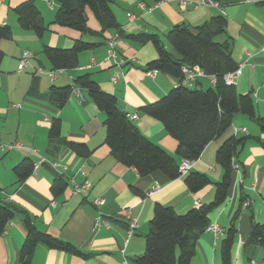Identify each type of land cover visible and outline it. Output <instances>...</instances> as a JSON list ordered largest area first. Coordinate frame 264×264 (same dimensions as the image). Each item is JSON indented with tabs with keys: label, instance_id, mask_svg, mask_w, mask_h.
I'll list each match as a JSON object with an SVG mask.
<instances>
[{
	"label": "crops",
	"instance_id": "crops-1",
	"mask_svg": "<svg viewBox=\"0 0 264 264\" xmlns=\"http://www.w3.org/2000/svg\"><path fill=\"white\" fill-rule=\"evenodd\" d=\"M23 1L0 0V25L7 24L12 29L11 38L0 42L4 52L0 64V144H15L0 151V200L16 208L0 236V264H20L18 255L25 237L23 219L26 216L37 229L70 242L83 254L74 255L38 244L29 264H136L134 259L144 251L145 234L156 202L182 214L194 207L195 200L203 204L213 199V183L219 181L223 173L215 161V152L220 143L232 135H248L249 138L235 158L237 168H233L227 200L209 214V221L215 222L221 232L217 236L207 231L200 235L190 264H220L219 241L239 206L241 194L250 199L251 207L238 218L232 264H247L249 259L264 261V249L258 246L247 254L242 251L250 232L249 213L252 212L255 221L264 222V152L256 139L264 142V133L254 120L235 114L230 127L205 146L189 171L205 174L212 183L194 193L186 187L183 176L170 180L158 170L139 176L133 167L118 162L104 141V113L83 90H74L61 108L48 99L52 85H72L76 76L88 73L102 90L117 97L129 117L132 113L137 115L130 119L143 136L180 164L182 159L176 154V140L160 121L140 110L165 95L178 81L163 72L146 69V64L158 55L153 43L130 42L123 35H156L165 49L178 57L165 37L172 26L195 27L222 15L226 19L231 55L241 69L235 88L241 94L251 92L256 115L264 116V2L220 0L219 5L214 6L206 0H185L184 5L170 0L152 7L153 0H110L123 33L115 44L117 60L114 61L107 59L106 40L116 31L102 32L89 9L86 10L87 26L101 32L100 35H83L53 23L57 5L51 0H34L47 25L39 38L18 25L14 8ZM78 39L95 46L79 53L77 68L52 70L41 53L42 45L69 48ZM24 51L29 52V56L25 67L18 70ZM120 60L121 63L116 64ZM112 76L116 77L114 82L110 80ZM211 86L210 78L202 76L189 87L205 90ZM54 118L60 121V132L50 136ZM240 128H245V132ZM69 141L86 145L89 155L74 152L67 144ZM23 158H29L34 169L19 182L13 168ZM56 176L66 181V187L58 195L50 190ZM85 181L89 182V188L76 193L75 186ZM153 185H158L159 189L147 196L146 191ZM96 217L102 221L97 228L94 226ZM130 219H135L136 228L123 254L121 249Z\"/></svg>",
	"mask_w": 264,
	"mask_h": 264
},
{
	"label": "trees",
	"instance_id": "trees-1",
	"mask_svg": "<svg viewBox=\"0 0 264 264\" xmlns=\"http://www.w3.org/2000/svg\"><path fill=\"white\" fill-rule=\"evenodd\" d=\"M51 1L57 5L53 19V23L57 25L76 30L83 35H100L101 32H95L87 26L86 10L89 9L99 22L102 32L114 29L118 38L123 35L111 9L110 0ZM155 1L157 0H153ZM213 1L220 3V0ZM14 12L21 29L31 30L37 37H42L47 25L34 0L19 3ZM225 27L226 19L222 15L214 16L195 27L186 24L172 26L165 37L178 57L169 53L156 35L148 33L123 35L130 42L153 43L158 55L146 64V69L163 72L178 81V84L165 95L142 106L140 110L162 123L166 132L176 140V154L182 160L198 159L205 146L230 127L237 113L254 120L264 133V116L256 115L252 93H238L234 84H227L224 80L226 73L238 68L231 55ZM11 36V27L7 24L0 25V42L10 39ZM93 46L95 44L78 39L69 48L42 45L41 52L52 70H71L78 67L79 53ZM3 56L4 52L0 48V64ZM195 66L213 78L211 87L202 90L182 84L186 76L182 67ZM75 89L83 90L87 98L104 113V141L110 154L118 162L133 167L139 176H146L157 170L170 180L183 176L186 187L194 193L212 183L208 176L196 171H188L182 175L176 159L143 136L129 114L120 107L117 97L102 90L90 74L76 76L72 85H52L48 91V99L57 108H61ZM59 132L60 121L54 118L49 129L50 136H56ZM248 138V135L242 137L232 135L225 138L217 147L215 161L223 173L221 179L213 183L214 195L210 202L199 203L182 214L170 206L157 202L154 204L148 223L149 229L145 234L144 251L134 259L136 264H190L196 252V242L210 223L209 214L227 200L233 162ZM256 139L264 152V142L258 137ZM67 144L79 155L88 156L90 153L84 144L70 141ZM33 169V162L29 158H23L14 166L13 172L17 181L21 182ZM65 187V179L56 176L50 190L52 194L58 195ZM136 193L140 194L139 191ZM245 199L248 197L241 194L239 206L233 213L229 226L223 230L219 241L220 264H232V248L238 235L237 221L241 212L251 207L250 205L242 208ZM15 211L13 205L0 200V236L14 217ZM249 225L250 232L242 246V251L246 254L256 246L264 249V222L255 221L250 212ZM23 226L25 237L18 255L20 264H29L38 244L74 255H83L70 242L37 229L27 216L23 219Z\"/></svg>",
	"mask_w": 264,
	"mask_h": 264
},
{
	"label": "built area",
	"instance_id": "built-area-1",
	"mask_svg": "<svg viewBox=\"0 0 264 264\" xmlns=\"http://www.w3.org/2000/svg\"><path fill=\"white\" fill-rule=\"evenodd\" d=\"M165 1H170V0H157V1H155L153 3L152 7H155V6L161 4L162 2H165ZM177 1L181 5H184V3H185V0H177ZM241 1H243L245 3H250V4L264 2V0H241ZM206 2L208 4L214 5V6L219 5L218 2L213 1V0H206ZM50 5H51V3H50ZM117 39H118V34L115 33L112 37H110V38H108L106 40V44H107V59H113L114 61L117 60V53H116V50H115V44H116ZM28 56H29V52L24 51L22 53V56H21V58H20V60L18 62V65H17V69L18 70H21V69H23L25 67L26 59H27ZM120 63H121V60L116 62V64H120ZM182 70L186 74L185 78L182 80V84L187 85V86H191L197 77L207 76L197 66H195L193 68L182 67ZM240 73H241L240 67L236 68L232 72L226 73L224 75L225 82L227 84H234L235 79L237 78V76ZM51 77H53L52 73H51ZM207 77H209L210 80L213 81V78L211 76H207ZM110 80L112 82H114L116 80V77L112 76L110 78ZM75 90L77 91L78 89H75ZM136 117H137V115L135 113H132L130 115L131 119H135ZM240 130L245 132V128H240ZM14 146H15V144H0V151L8 150V149H10V148H12ZM192 162L193 161H189V160H186V159L182 160L181 163L179 164V168H178L179 172L182 175L186 174L191 169ZM233 168H237V164L235 162H233ZM89 186H90L89 182L85 181L84 183H82L80 185H76L74 190H75L76 193L84 192V191H86L89 188ZM158 189H159L158 185H153L150 189H148L146 191V195L150 196L153 193H155ZM96 203L100 204V203H102V201L101 200H96ZM199 203H200L199 200H195L194 201V206H198ZM250 205H251L250 199H245L242 202V208L243 209L249 207ZM127 213H128V211H127ZM101 222H102L101 219L99 217H96L95 221H94V226L97 228L98 226H100ZM135 228H136L135 219H130L128 230H127V237L124 240V247H123V249H121V252L123 254H124V248H125L127 242L129 241V239L132 237L133 231H134ZM205 231L212 232L214 234V236H217L221 232V228L215 222H210L205 227ZM250 263L251 264H264V261L255 262L254 260H251Z\"/></svg>",
	"mask_w": 264,
	"mask_h": 264
},
{
	"label": "rangeland",
	"instance_id": "rangeland-1",
	"mask_svg": "<svg viewBox=\"0 0 264 264\" xmlns=\"http://www.w3.org/2000/svg\"><path fill=\"white\" fill-rule=\"evenodd\" d=\"M168 47H169V46H168ZM41 53H42V52H41ZM42 55H43V54H42ZM255 261H258V260L255 259ZM247 264H250V261H247Z\"/></svg>",
	"mask_w": 264,
	"mask_h": 264
}]
</instances>
